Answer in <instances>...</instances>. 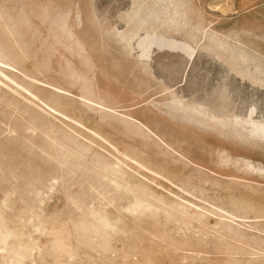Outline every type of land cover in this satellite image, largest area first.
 <instances>
[{
  "label": "rangeland",
  "instance_id": "374dc122",
  "mask_svg": "<svg viewBox=\"0 0 264 264\" xmlns=\"http://www.w3.org/2000/svg\"><path fill=\"white\" fill-rule=\"evenodd\" d=\"M133 1L0 0V81L39 106L0 83V229L35 219L21 264H56L58 240L70 264H264V87L207 48L157 42L142 69L122 37L132 10L137 35L242 68L264 57V0ZM245 70L264 84V62Z\"/></svg>",
  "mask_w": 264,
  "mask_h": 264
},
{
  "label": "bare ground",
  "instance_id": "6f19581e",
  "mask_svg": "<svg viewBox=\"0 0 264 264\" xmlns=\"http://www.w3.org/2000/svg\"><path fill=\"white\" fill-rule=\"evenodd\" d=\"M22 22L26 23L27 21L24 19L22 20ZM28 26L29 25L27 24L25 27L28 28ZM6 28H8L9 33L12 35V37H17L16 29L14 30V28L10 26H7ZM18 40H17V44L20 46V50L23 53L22 56L18 55L19 56L18 58L20 59V61L24 63L30 59V55L24 51V49L21 47L22 44L20 45ZM31 64L35 68V71L39 70V64L37 61H33ZM19 68L22 69L21 67ZM23 70L25 69H22V71ZM30 73L26 71L25 74H28V76L34 79V81L39 80V78H37L36 76ZM4 77L6 78V80L10 81L9 78H7L6 76ZM0 83H2L5 87H7L12 92H14L16 95L20 96L22 99H24V101L26 100L29 103H32L35 107H39L34 100H30L28 97L24 96V94L21 92L22 89L26 90V88L23 85L18 86L19 89L17 88L16 90H12L5 82L0 81ZM29 86L33 92L36 91V88L34 87L33 84H29ZM16 217H17V220L13 221V225H15L16 227L12 228L11 232H7L4 229H0V249H3L8 253L7 256L9 257L11 261L16 260V264H21L22 260H24L27 257H30L33 253L34 254L40 253V242L38 241L36 237L38 230L33 225L35 223V219L28 218V216L25 218L22 216H16ZM2 219H3V215L0 212V223ZM50 231H53V228L49 227L48 232ZM57 245L59 249L57 250V256H56L57 263L56 264H63L61 259H59L61 257L60 255L61 251H65L66 253L65 255L66 257L63 258L65 259L64 264H70V259H72L73 255L68 252L67 247L69 244L65 240H58Z\"/></svg>",
  "mask_w": 264,
  "mask_h": 264
},
{
  "label": "crops",
  "instance_id": "0c3cea01",
  "mask_svg": "<svg viewBox=\"0 0 264 264\" xmlns=\"http://www.w3.org/2000/svg\"><path fill=\"white\" fill-rule=\"evenodd\" d=\"M137 2H140V0H137ZM133 6L135 7V4ZM132 15H133V13H131L129 15H126L124 17V21L129 26H128L127 32H125V34L122 37H123V39H125V38L128 39V41H130L131 39H134L136 37V35H137L135 22L132 21V19H133ZM173 34H176V33H173ZM167 35H169V33H164L163 32V34H158L157 36L150 37V39L148 40L150 43H149L148 47H146V46L145 47H146V50L148 52H150L151 57L149 59L145 58L144 60H140V59L138 60V59H136L135 56H133L132 58L134 59V63L139 65L142 69L149 68V66H150L149 62H151L153 60V45L156 44L157 42H159V44L161 46V49L165 50V51H177V52H182V51L184 52L185 50L187 52L190 51V53H191V54L189 53L190 54L189 55L190 56V58H189L190 61L193 60L196 57V55L198 53V50L207 48L218 59L225 60L226 62H228L227 67L230 69V71H233L235 73L240 74L243 79L244 78H248L250 80V82L252 84H254V85L258 84L260 87H264V84L262 82H260L257 79H255L253 76H251L245 70V64L246 63H249V64H251V63L252 64H262V62H264V57L262 55H260V54L257 55V53H256L259 50H257L256 52L250 50L251 51L250 54H247L245 51H243L242 61H243L244 66H241L242 68H240L238 65L233 64L229 59H227L228 52H227L226 46L224 47L223 52H220L219 50H217V48L215 49L214 46L212 48V46L208 47L207 45L206 46L197 45L196 43L190 41L189 39H187V43L186 44H184L183 42H178V41H170L169 39H167L168 38ZM174 40H176V39H174ZM143 47H144V45L141 47V49ZM145 60H147V61H145ZM178 101H180V99H178ZM196 109H199L202 112H204V114L207 115L209 118H215V119H219V120L222 119L220 117L213 116L212 114L209 113L208 110L202 108L201 106H196ZM235 118L237 120H239V121H242V122L262 124L261 122L257 121V119L259 117H256V118H254V117H249V118L245 117L244 120H241L239 117H235ZM263 151H264V149H263ZM246 160L248 161L249 159H246ZM255 162H256V164H254V166L252 165L253 167H255V172L260 174L261 177L264 179V156H260V158L256 159Z\"/></svg>",
  "mask_w": 264,
  "mask_h": 264
},
{
  "label": "flooded vegetation",
  "instance_id": "af4514ba",
  "mask_svg": "<svg viewBox=\"0 0 264 264\" xmlns=\"http://www.w3.org/2000/svg\"><path fill=\"white\" fill-rule=\"evenodd\" d=\"M134 2H137V0H135V1H133V3ZM132 7H133V5H132ZM132 11V10H131ZM131 11L129 12V13H131ZM128 13V14H129ZM127 14V15H128ZM126 28H127V26H126ZM125 31V30H124ZM124 31H122V32H120V33H123ZM119 32V31H118ZM145 32H140L138 35H136V37H138L140 34H144ZM136 37H135V40H133V43H134V45L132 46L133 48H134V50H136L137 49V52L136 51H133V53H137V54H139L138 55V57H139V59L140 60H144L145 58H147V59H149L150 57H151V54H150V52H148L147 50H146V47L145 46H148V45H144V44H142V42L143 41H146V40H149L148 39V37H144V36H139L138 37V41L136 42ZM144 45V47L141 49V47ZM145 61H147V60H145ZM149 64H150V62H149Z\"/></svg>",
  "mask_w": 264,
  "mask_h": 264
}]
</instances>
